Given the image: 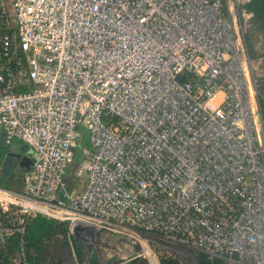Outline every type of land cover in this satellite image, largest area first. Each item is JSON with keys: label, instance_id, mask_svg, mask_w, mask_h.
Wrapping results in <instances>:
<instances>
[{"label": "built area", "instance_id": "obj_1", "mask_svg": "<svg viewBox=\"0 0 264 264\" xmlns=\"http://www.w3.org/2000/svg\"><path fill=\"white\" fill-rule=\"evenodd\" d=\"M248 1L0 0V143L32 149L21 187L0 186V235L37 212L119 229L144 264L154 239L186 264H264Z\"/></svg>", "mask_w": 264, "mask_h": 264}, {"label": "trees", "instance_id": "obj_2", "mask_svg": "<svg viewBox=\"0 0 264 264\" xmlns=\"http://www.w3.org/2000/svg\"><path fill=\"white\" fill-rule=\"evenodd\" d=\"M242 12L248 15L245 27V43L248 51L253 50V47H255V49H263L264 0H249L245 4ZM262 84L264 86V82ZM254 88L264 123V92L258 90L256 79H254ZM0 148L1 158L6 146L1 144ZM21 171L23 172V169H21ZM72 171L73 168L71 166L66 169L65 177H67V179L70 178ZM15 178L18 177H15L13 174L6 175L0 172V186L15 190L19 189L22 185V180L17 181L18 184H21H19L20 186L16 185V188L8 186ZM67 238L71 241V244L73 243L72 245L74 247L72 246V253L76 258H74L76 264H144V260L136 255L137 252L132 258L127 256V259L124 258L123 261L107 260L103 262L97 261L94 256L89 254L88 250V253L83 258L85 251L76 243L73 235L68 234V224L37 212H32L27 215L23 233L14 232L10 235H0V264H9V257L21 246L25 249L29 264H53L55 262V251L57 250V246L65 242ZM136 245L138 250L139 243L137 241ZM153 249L161 264H183V262L177 259L173 254L165 252L160 248H155V246ZM195 256L198 264H210L207 255L195 252ZM217 262L220 263L219 261Z\"/></svg>", "mask_w": 264, "mask_h": 264}, {"label": "rangeland", "instance_id": "obj_3", "mask_svg": "<svg viewBox=\"0 0 264 264\" xmlns=\"http://www.w3.org/2000/svg\"><path fill=\"white\" fill-rule=\"evenodd\" d=\"M249 56V64H248V75L252 76L257 81V88L259 91L264 92V43L263 49H255L248 51ZM81 131L86 136L85 129L81 128ZM86 137H84V142H86ZM20 139L14 138L10 144H2L3 146L16 148L19 146ZM1 149V148H0ZM79 152V151H78ZM76 162L72 163L70 166L74 169ZM13 175L15 178L13 179L9 187L16 188V185L21 183H17V181L22 180V171L20 167H15L13 169ZM82 176H75L73 180H71L72 185L76 190L80 189L83 183ZM20 186V185H19ZM152 239V238H151ZM77 244L80 245L81 248L84 249V255L88 253L94 256L97 261H123L124 258L128 256L132 258L135 256L137 250L136 240L130 236H127L123 231L119 229H108V228H94L93 238L90 242V247L84 240H75ZM73 244V243H72ZM71 241L67 238L65 242L59 244L57 246V250L55 251V262L53 264H76L74 261V254L72 253V245ZM151 246H155V248H160L165 252L173 254L177 259H179L183 264H186V260L184 257L180 256L178 253L174 251V247L170 243H166L161 240H151ZM74 247V246H73ZM139 249V248H138ZM76 259V258H75ZM126 261V260H125ZM126 263V262H125Z\"/></svg>", "mask_w": 264, "mask_h": 264}, {"label": "water", "instance_id": "obj_4", "mask_svg": "<svg viewBox=\"0 0 264 264\" xmlns=\"http://www.w3.org/2000/svg\"><path fill=\"white\" fill-rule=\"evenodd\" d=\"M32 164V149L25 142L20 143L16 148L6 147L0 158V172L6 175L13 174L15 167L29 170ZM75 240H84V238H92V229L77 225L73 231ZM88 244V241L84 240Z\"/></svg>", "mask_w": 264, "mask_h": 264}, {"label": "crops", "instance_id": "obj_5", "mask_svg": "<svg viewBox=\"0 0 264 264\" xmlns=\"http://www.w3.org/2000/svg\"><path fill=\"white\" fill-rule=\"evenodd\" d=\"M19 143H22V141L21 142H19ZM2 143H0V145H1ZM20 145V144H19Z\"/></svg>", "mask_w": 264, "mask_h": 264}]
</instances>
